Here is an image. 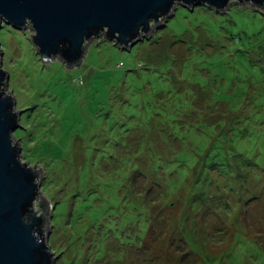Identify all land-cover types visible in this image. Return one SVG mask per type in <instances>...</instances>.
I'll list each match as a JSON object with an SVG mask.
<instances>
[{
	"label": "rangeland",
	"instance_id": "rangeland-1",
	"mask_svg": "<svg viewBox=\"0 0 264 264\" xmlns=\"http://www.w3.org/2000/svg\"><path fill=\"white\" fill-rule=\"evenodd\" d=\"M1 24L56 264H264V11L179 5L75 66Z\"/></svg>",
	"mask_w": 264,
	"mask_h": 264
},
{
	"label": "water",
	"instance_id": "water-1",
	"mask_svg": "<svg viewBox=\"0 0 264 264\" xmlns=\"http://www.w3.org/2000/svg\"><path fill=\"white\" fill-rule=\"evenodd\" d=\"M204 5L224 12L232 4L264 11V0H0L2 22L32 26V42L45 62H81L87 46L103 37L128 49L175 14L177 6ZM0 43V264H56L49 242L51 220L41 212L42 171L24 160L15 137L23 110L9 90Z\"/></svg>",
	"mask_w": 264,
	"mask_h": 264
}]
</instances>
